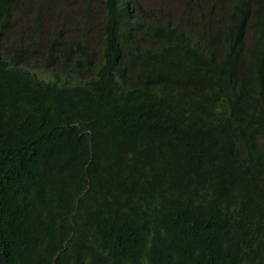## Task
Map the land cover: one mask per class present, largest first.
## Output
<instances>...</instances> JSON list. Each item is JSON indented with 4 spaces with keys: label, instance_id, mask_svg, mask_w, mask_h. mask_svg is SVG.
<instances>
[{
    "label": "trees",
    "instance_id": "1",
    "mask_svg": "<svg viewBox=\"0 0 264 264\" xmlns=\"http://www.w3.org/2000/svg\"><path fill=\"white\" fill-rule=\"evenodd\" d=\"M0 264H264V0H0Z\"/></svg>",
    "mask_w": 264,
    "mask_h": 264
}]
</instances>
